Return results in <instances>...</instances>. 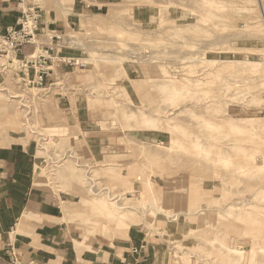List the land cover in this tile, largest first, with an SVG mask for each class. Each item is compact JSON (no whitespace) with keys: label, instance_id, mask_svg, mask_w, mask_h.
Wrapping results in <instances>:
<instances>
[{"label":"rangeland","instance_id":"1","mask_svg":"<svg viewBox=\"0 0 264 264\" xmlns=\"http://www.w3.org/2000/svg\"><path fill=\"white\" fill-rule=\"evenodd\" d=\"M206 1L17 0L0 145H30L38 185L78 195L82 236L136 226L168 264H264V0ZM34 5L38 43L15 56L4 36ZM50 10L68 22L43 31Z\"/></svg>","mask_w":264,"mask_h":264},{"label":"crops","instance_id":"2","mask_svg":"<svg viewBox=\"0 0 264 264\" xmlns=\"http://www.w3.org/2000/svg\"><path fill=\"white\" fill-rule=\"evenodd\" d=\"M17 7V0H0V30L15 24ZM51 11L42 13L43 31L68 22ZM11 138L0 145V264H168L164 238L142 227L106 240L82 236L80 224L65 219L78 195L39 186L34 148Z\"/></svg>","mask_w":264,"mask_h":264},{"label":"built area","instance_id":"3","mask_svg":"<svg viewBox=\"0 0 264 264\" xmlns=\"http://www.w3.org/2000/svg\"><path fill=\"white\" fill-rule=\"evenodd\" d=\"M26 13L23 12L22 18L20 21V26L18 28L9 30V35L4 36V45L5 47L10 50L15 56L18 52L22 50V47L26 44H35L38 43V8L36 5L32 6L31 8H28ZM52 34H51V33ZM49 32L50 38L48 40L52 39H58V35L55 33V30H51ZM48 46L50 45H44L43 47H46L44 50V54H39L37 58L42 60L44 66H41L39 68L38 72L36 73V82H42L44 80V77L46 76V72L48 71L45 67L46 61L48 60L50 53L48 52ZM51 47V46H50ZM36 58V59H37ZM66 59V58H63ZM68 61H73L74 63H78L77 58H68ZM140 247H133L132 251L134 253H137L139 251Z\"/></svg>","mask_w":264,"mask_h":264},{"label":"bare ground","instance_id":"4","mask_svg":"<svg viewBox=\"0 0 264 264\" xmlns=\"http://www.w3.org/2000/svg\"><path fill=\"white\" fill-rule=\"evenodd\" d=\"M207 3H211L212 1H206ZM92 24V23H91ZM90 24V25H91ZM94 25V24H93ZM86 26V25H85ZM94 28V27H93ZM177 78V77H176ZM197 79V78H196ZM199 79V78H198ZM170 80V79H169ZM165 83V82H164ZM160 88H161V90H166V89H169V90H171V92H169V93H174L175 94V90H174V84L173 83H168V84H166V85H162V86H160ZM175 88H176V86H175ZM174 90V91H173ZM175 95H177V94H175ZM173 97V96H172ZM175 97V96H174ZM184 109V108H183ZM168 110V109H167ZM170 110V109H169ZM166 113V112H165ZM170 113H168V115H169ZM163 116V115H162ZM165 116V115H164ZM167 118V117H166ZM195 160V159H194ZM192 163V162H191ZM201 163V162H200ZM201 167H202V165H201ZM204 167V166H203ZM106 169V168H105ZM203 169V168H202ZM201 169V170H202ZM199 170V169H198ZM197 170V171H198ZM194 171H195V169H194ZM195 173V172H194ZM198 173V172H197ZM196 173V174H197ZM198 175H200V174H198ZM41 180V179H40ZM35 182V181H34ZM38 182V181H37ZM42 182V181H41ZM119 196V195H118ZM113 198H116V197H110V198H108V199H110V200H112ZM119 197H117V199H118ZM115 203V206L117 207V208H120V204H118L116 201H114ZM98 204H99V209H102V210H110V208H108L107 207V204H106V202L105 201H102V200H100V201H98ZM113 207V206H112ZM66 209V208H65ZM113 213V212H112ZM115 213V212H114ZM114 215V214H113ZM166 215V214H165ZM41 217V216H40ZM112 222H114V221H112ZM96 224V223H95ZM200 233V232H199ZM203 233V232H202ZM204 235V234H203ZM200 236V235H199Z\"/></svg>","mask_w":264,"mask_h":264}]
</instances>
